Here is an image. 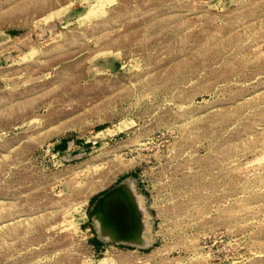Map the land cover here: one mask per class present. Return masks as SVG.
I'll return each mask as SVG.
<instances>
[{
  "label": "rangeland",
  "instance_id": "obj_1",
  "mask_svg": "<svg viewBox=\"0 0 264 264\" xmlns=\"http://www.w3.org/2000/svg\"><path fill=\"white\" fill-rule=\"evenodd\" d=\"M0 264H264V0H0Z\"/></svg>",
  "mask_w": 264,
  "mask_h": 264
},
{
  "label": "bare ground",
  "instance_id": "obj_2",
  "mask_svg": "<svg viewBox=\"0 0 264 264\" xmlns=\"http://www.w3.org/2000/svg\"><path fill=\"white\" fill-rule=\"evenodd\" d=\"M140 199L128 181L115 189L104 202V207L94 211L100 235L136 244H145L142 234L144 220Z\"/></svg>",
  "mask_w": 264,
  "mask_h": 264
},
{
  "label": "water",
  "instance_id": "obj_3",
  "mask_svg": "<svg viewBox=\"0 0 264 264\" xmlns=\"http://www.w3.org/2000/svg\"><path fill=\"white\" fill-rule=\"evenodd\" d=\"M120 186V185H119ZM119 186L113 188L112 190L106 192L105 194H103L97 201L96 205L94 206V209L92 210V215L93 212L96 210H100V208L104 207V202L106 200V198H108L110 196V194H112V192L115 191L116 188H118Z\"/></svg>",
  "mask_w": 264,
  "mask_h": 264
},
{
  "label": "trees",
  "instance_id": "obj_4",
  "mask_svg": "<svg viewBox=\"0 0 264 264\" xmlns=\"http://www.w3.org/2000/svg\"><path fill=\"white\" fill-rule=\"evenodd\" d=\"M65 142H66L65 140H62V144H63V145L65 144Z\"/></svg>",
  "mask_w": 264,
  "mask_h": 264
}]
</instances>
